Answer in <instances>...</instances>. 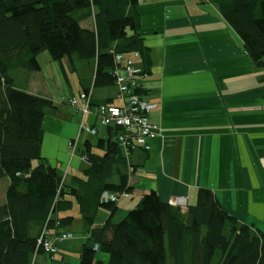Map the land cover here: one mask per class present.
Here are the masks:
<instances>
[{
	"label": "trees",
	"instance_id": "obj_1",
	"mask_svg": "<svg viewBox=\"0 0 264 264\" xmlns=\"http://www.w3.org/2000/svg\"><path fill=\"white\" fill-rule=\"evenodd\" d=\"M212 2L255 68H264V0ZM136 4L0 0V179L9 180L0 205V264H33L36 256L46 254L38 244L42 230L66 227L70 220L60 215L73 204L90 227L77 264H264V232L223 211L208 189H199L184 212L150 191L116 222L118 200L103 202L101 195L130 191L129 156L144 151L135 147L125 153L117 142L120 127H97L92 136L96 142L83 143V177L71 185L63 184L56 166L41 156L43 119L56 107L47 98L18 89L11 72H40L30 45L41 42L53 61L65 59L80 78L84 71L90 74L92 88L81 92H90L92 106L113 104L118 100L115 55L137 53L143 74L150 65L148 49L137 34ZM100 89L116 91V98L112 93V98L96 100L92 91ZM99 210L107 212L101 223Z\"/></svg>",
	"mask_w": 264,
	"mask_h": 264
},
{
	"label": "crops",
	"instance_id": "obj_2",
	"mask_svg": "<svg viewBox=\"0 0 264 264\" xmlns=\"http://www.w3.org/2000/svg\"><path fill=\"white\" fill-rule=\"evenodd\" d=\"M135 12L137 34L150 59L140 78L142 95L157 107L149 116L150 151L129 156L130 191L118 199V219L150 191L165 203L182 196L193 204L197 191L208 189L223 211L264 232V68H255L212 0H137ZM42 49L30 45L37 61ZM134 60L142 70L140 58ZM60 69L68 93L60 84L55 94L49 82L39 85L22 70L12 71L11 77L18 89L47 98L56 107L43 119L41 156L56 166L63 184L71 185L83 177V143L96 140L78 133L79 116L61 99L92 88V78L85 71L80 78L72 70V82L62 65ZM112 93L116 98V91H92L98 101L112 98ZM84 123L91 124V118ZM82 135L87 138L81 140ZM72 140L77 141L74 153L68 147ZM8 182L0 179V205ZM60 216L70 220L62 229L73 239L59 243L55 256H36L33 264L78 263L90 227L76 204ZM97 217L101 223L107 212L99 210Z\"/></svg>",
	"mask_w": 264,
	"mask_h": 264
},
{
	"label": "built area",
	"instance_id": "obj_3",
	"mask_svg": "<svg viewBox=\"0 0 264 264\" xmlns=\"http://www.w3.org/2000/svg\"><path fill=\"white\" fill-rule=\"evenodd\" d=\"M137 53L116 54L114 59L119 65L113 71L115 76V86L117 89L118 103L92 106L90 103V92H80L67 99V103L79 116V133H86L90 136L97 135V127L101 129L120 127L123 132L117 136V142L127 153L128 148L139 147L144 151H150L149 140L153 136V128L150 123V113L154 111L157 104L148 101L139 93L141 84L140 78L143 71L136 67L135 60ZM91 118L92 123H84L86 118ZM95 125V126H94ZM77 141L69 142L68 147L71 153L76 150ZM120 195L103 192L101 200L103 202H115ZM169 204L179 208L182 212L187 209L185 197L173 198ZM58 225V224H57ZM71 233L43 229L38 239V244L42 246L46 254L54 255L57 252L56 242L71 239Z\"/></svg>",
	"mask_w": 264,
	"mask_h": 264
},
{
	"label": "rangeland",
	"instance_id": "obj_4",
	"mask_svg": "<svg viewBox=\"0 0 264 264\" xmlns=\"http://www.w3.org/2000/svg\"><path fill=\"white\" fill-rule=\"evenodd\" d=\"M36 44H39L40 46H42V48H44V49H42L43 50L42 52L38 53V62H39L41 71L40 72H34V73L27 72V74H30L29 75V76H31L30 78H35L36 82L39 85H44L45 82H49L48 86L50 85L53 88V93H55V94L57 92V89H55V88L59 87L60 84H62V86H63L62 89L65 90L64 92L68 93L69 89H67V87H66V81L64 80V77H63L64 75L60 69V66L62 65V67L64 68V73H65L66 77L69 79V81L73 82L74 74L72 72V69L68 66L67 61L65 59H63L61 61H53L52 59H50V56L48 55L47 51L45 50L44 45L41 42H37ZM56 75H58V76H56ZM67 99H69V98H67ZM67 99L62 98L61 100L63 103H66L69 106V104L67 103ZM76 114H77V112H76ZM2 124H3V118L0 116V126ZM78 133H79V129H78ZM85 138H87V135L81 136V140H84ZM90 140L95 141L96 137H91ZM76 147H77V145H76ZM69 150H70V148H69ZM118 220L119 219L116 216L115 221L117 222ZM61 231H64V230L61 228ZM64 232H67V231H64ZM68 233H70V232H68ZM72 236H73V234H72ZM73 237L71 239H66L62 242H68V241L72 240ZM159 238H160L159 253L162 254L163 246H161V243L163 245V242H162L160 235H159ZM59 243H61V242H56V245H58ZM57 249H58V247H57ZM57 252H58V250H57ZM57 252L54 255H50V254H47V255L52 257V256H55L57 254ZM33 263H34V259H33Z\"/></svg>",
	"mask_w": 264,
	"mask_h": 264
}]
</instances>
